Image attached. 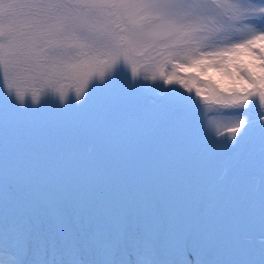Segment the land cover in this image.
Returning <instances> with one entry per match:
<instances>
[{
    "label": "snow or ice",
    "instance_id": "1",
    "mask_svg": "<svg viewBox=\"0 0 264 264\" xmlns=\"http://www.w3.org/2000/svg\"><path fill=\"white\" fill-rule=\"evenodd\" d=\"M0 264H264V0H0Z\"/></svg>",
    "mask_w": 264,
    "mask_h": 264
},
{
    "label": "rangeland",
    "instance_id": "2",
    "mask_svg": "<svg viewBox=\"0 0 264 264\" xmlns=\"http://www.w3.org/2000/svg\"><path fill=\"white\" fill-rule=\"evenodd\" d=\"M243 55L245 54L241 53V56ZM169 70L171 69L169 68ZM188 74H191L190 70ZM201 79L202 80H212L225 87L229 86V84L231 83V78L221 73L218 69H209L207 75H204V74L201 75ZM205 91L207 90L205 89Z\"/></svg>",
    "mask_w": 264,
    "mask_h": 264
},
{
    "label": "trees",
    "instance_id": "3",
    "mask_svg": "<svg viewBox=\"0 0 264 264\" xmlns=\"http://www.w3.org/2000/svg\"><path fill=\"white\" fill-rule=\"evenodd\" d=\"M243 58H244L245 60H247L249 57H247L246 55H243Z\"/></svg>",
    "mask_w": 264,
    "mask_h": 264
}]
</instances>
